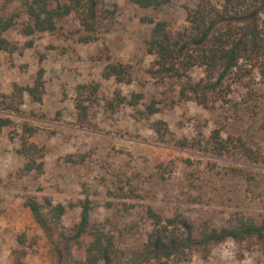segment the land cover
Listing matches in <instances>:
<instances>
[{
    "label": "rangeland",
    "instance_id": "1",
    "mask_svg": "<svg viewBox=\"0 0 264 264\" xmlns=\"http://www.w3.org/2000/svg\"><path fill=\"white\" fill-rule=\"evenodd\" d=\"M106 1L110 8L115 7L116 16L91 44L71 43L45 34L36 36L34 47L21 55L9 56L0 51L3 93L9 94L13 84H30L39 67L44 70L45 83L42 103H32L24 95L23 113L0 111V117L13 122L12 127L0 130V264H14L17 252L22 255V264L53 261L49 242L24 206L27 198L35 196H47L53 203L63 204V225L68 228L80 219V203L92 201L96 207L91 211V221L113 232L125 248L136 247L145 240L150 230L144 218L147 207L166 216L178 213L191 219L210 218L215 225L226 222L232 213L264 217V163L215 158L175 144L180 138L196 136L198 130L206 137L219 128L223 137H241L264 157V82L258 74L234 84L230 103L214 110L192 102L171 105L167 101L159 113L146 120L136 113L143 106L135 110L125 106L112 116L96 108L90 116L95 129L75 125L78 84L97 81L103 96L115 89L127 96L141 92L143 104L151 98L169 100V87L158 85L144 73L151 61L145 51L151 25L140 19L165 20L171 27L179 28L184 24L186 8L194 7L199 0H173L158 10H141L129 0ZM21 18L5 35L20 46L26 41L19 34L24 21ZM65 26L71 28L72 24L67 22ZM100 50L110 56V61L130 67L131 84L101 79L106 63L94 57ZM191 77L198 80L202 73L194 70ZM155 120L168 127L164 143L150 128ZM24 124L38 129L30 141L46 150L41 175L21 172L24 159L17 151ZM191 178L197 180L191 183ZM115 183L123 186L124 192L132 190L134 197H112L109 192H116ZM22 236L27 240L25 248L16 241ZM179 264H264V252L228 241L213 247L207 256L195 252Z\"/></svg>",
    "mask_w": 264,
    "mask_h": 264
},
{
    "label": "trees",
    "instance_id": "2",
    "mask_svg": "<svg viewBox=\"0 0 264 264\" xmlns=\"http://www.w3.org/2000/svg\"><path fill=\"white\" fill-rule=\"evenodd\" d=\"M129 1L141 10H158L173 0ZM115 16V7L110 8L106 0H0V51L9 56L21 55L34 47L36 36L45 34L71 43L91 44L97 41ZM21 17L24 21L19 34L26 41L20 46L5 35ZM140 21L151 25L145 42V51L151 61L144 73L158 85L169 87V100L151 98L143 104L144 94L141 92L127 96L115 89L109 96H103L101 84L97 81L78 84L74 110L75 125L79 128L95 129L90 116L96 108L112 116L125 106L134 110L143 106V110L136 113L146 120L159 113L160 106L167 101L171 105L192 102L205 110H214L230 103L234 84L252 79L254 74L264 82V0H223L220 4L199 0L194 7L186 8L184 24L179 28L150 17H143ZM67 22H71V28L65 26ZM94 57L96 61L106 63L101 79L131 84L133 72L128 65L110 61V56H104L103 50ZM42 61L43 55H40L39 62ZM197 69L202 77L194 80L191 73ZM44 84V70L39 67L30 84H13L9 94L0 89V111L15 115L23 113L24 95L32 103H42ZM249 93L254 94L253 91ZM12 126L9 118L0 117V130ZM150 128L164 143L169 135L166 123L155 120ZM37 131L28 124L21 127L17 152L24 159L21 172L25 175H41L44 171L46 150L30 141ZM175 144L180 149L206 153L215 158H241L249 163H264V157L241 137H223L219 128L206 137L198 130L196 136L180 138ZM246 176L254 181L251 174ZM190 180L192 183L197 179ZM114 190L115 193L109 192L114 198L134 197L132 190L124 192V187L118 183L114 184ZM80 204V219L68 228L63 225L66 212L63 204L53 203L47 196L27 198L24 202L50 244L51 264H179L195 252L207 256L213 247L228 241L264 252V217L232 213L226 222L215 225L210 218L191 219L178 213L166 216L147 207L144 218L150 224V230L145 240L136 247L125 248L113 232L91 221L95 203L85 200ZM16 241L26 247L25 237H18ZM21 257L18 252L14 254V264H22Z\"/></svg>",
    "mask_w": 264,
    "mask_h": 264
}]
</instances>
